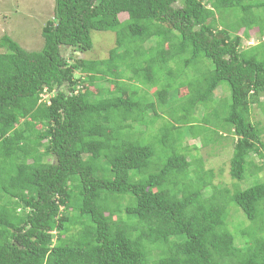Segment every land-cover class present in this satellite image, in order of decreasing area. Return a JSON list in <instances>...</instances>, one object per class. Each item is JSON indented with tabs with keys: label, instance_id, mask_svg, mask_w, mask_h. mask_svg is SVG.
I'll use <instances>...</instances> for the list:
<instances>
[{
	"label": "trees",
	"instance_id": "1",
	"mask_svg": "<svg viewBox=\"0 0 264 264\" xmlns=\"http://www.w3.org/2000/svg\"><path fill=\"white\" fill-rule=\"evenodd\" d=\"M252 30L264 36V0H55L41 49L1 36L0 264H264V182L231 193L184 145L207 138L194 121L216 113L226 84L230 177L264 171L251 120L255 104L264 114V43L242 45ZM93 31L114 33V48L75 58ZM174 104L180 126L160 131L159 162L141 130ZM230 205L249 223L237 234Z\"/></svg>",
	"mask_w": 264,
	"mask_h": 264
},
{
	"label": "rangeland",
	"instance_id": "2",
	"mask_svg": "<svg viewBox=\"0 0 264 264\" xmlns=\"http://www.w3.org/2000/svg\"><path fill=\"white\" fill-rule=\"evenodd\" d=\"M263 1V0H259ZM55 5V0H0V37L3 35L10 36L14 41H16L23 49L27 51H34L41 49L43 42L41 39V29L44 24L53 17V9ZM123 18L122 16L120 17ZM242 30L240 31V34ZM91 40L93 48L91 51L86 53H76L73 56L75 58L83 59H93L101 60L106 59L109 51L115 46V35L112 32H91ZM258 43H264V36L261 38L256 30H252L248 33V37L243 39V47L248 48ZM0 52H3L0 50ZM69 51L67 54H71ZM176 68L174 67V71ZM187 76L194 80L196 75L192 72L191 69L185 71ZM224 90H217L215 94V99L211 103V110L216 109V113L209 112L207 115V122H202V119H196L194 121V130L195 132H200L203 130L205 140H202V137L197 138V140H185L184 145L187 148V153L189 157L194 160L199 158L204 164V169H212L215 172L214 185H222L230 189V192L233 193L236 190L243 191L256 184L264 182V171L256 175H249L246 172L245 177L242 181H236L231 179L229 173V161L232 156V142L234 138L230 135L229 130L226 129V126L221 128V120L224 112L228 111V106L231 102L230 92L226 84L221 85ZM185 90V89H183ZM48 96L45 97L47 99ZM221 98V99H220ZM260 102L263 103L264 107V94L259 98ZM173 100L171 103L175 104L181 103V101ZM174 107L166 106L165 108H157L156 111H159L161 116L157 119H148L147 126H143L142 130L144 135L140 138L146 144H151L156 153L155 159L159 162H162V159L166 157L164 153L165 150L159 144V139L161 138L160 131L162 129H172L173 125H177V118L181 116V109L179 106L175 105ZM173 109L175 112H172L171 116H168L165 111ZM202 109V110H201ZM203 107L199 106V110L196 112L197 117H201L203 113ZM261 108L255 104L252 106L251 111V120L252 122H259L264 127V114L261 113ZM161 112V113H160ZM164 113V114H162ZM207 113L205 112V115ZM152 117V116H150ZM196 117V118H197ZM199 120V121H197ZM187 127H182L181 131L186 132ZM214 131L217 134L227 135L223 137L220 143L217 142L214 135ZM229 134V135H228ZM175 133H172L174 136ZM188 138V137H186ZM193 139V137H191ZM203 141V143H202ZM202 144H205L203 147ZM194 146V147H193ZM219 148H218V147ZM184 148V149H186ZM255 162H259L255 157ZM194 168L192 166L191 170ZM190 170V171H191ZM231 209V218H230V229L235 234L239 233L240 229L246 230L249 227V223L245 218L243 212L230 205ZM260 223H263L262 221ZM232 233V234H234Z\"/></svg>",
	"mask_w": 264,
	"mask_h": 264
}]
</instances>
